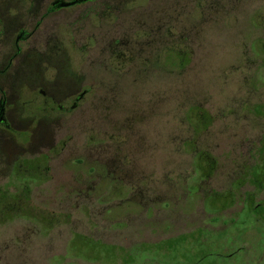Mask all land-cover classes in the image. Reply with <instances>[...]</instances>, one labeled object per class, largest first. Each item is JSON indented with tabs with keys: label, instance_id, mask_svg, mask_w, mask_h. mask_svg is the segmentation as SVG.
Wrapping results in <instances>:
<instances>
[{
	"label": "rangeland",
	"instance_id": "374dc122",
	"mask_svg": "<svg viewBox=\"0 0 264 264\" xmlns=\"http://www.w3.org/2000/svg\"><path fill=\"white\" fill-rule=\"evenodd\" d=\"M49 1L10 0L0 264H264V0Z\"/></svg>",
	"mask_w": 264,
	"mask_h": 264
},
{
	"label": "flooded vegetation",
	"instance_id": "af4514ba",
	"mask_svg": "<svg viewBox=\"0 0 264 264\" xmlns=\"http://www.w3.org/2000/svg\"><path fill=\"white\" fill-rule=\"evenodd\" d=\"M91 1L93 0H67V1L50 0L47 3L45 14H49L56 10L67 9L78 5H83ZM38 2L40 1H37V3ZM109 14L110 13H106L104 15H109ZM27 18L29 19V17H17L16 14L13 13V8L10 4V0L0 1V40H5L10 42L9 45L10 48L6 49L3 59L0 60V80L6 77L7 73L13 66V62L15 61V59L21 55V49L19 48V45L24 44L35 33V30L30 32L28 29H24L23 27L22 28L18 27V24L26 23L25 21ZM32 19H39V18H37V16H34V18L32 17ZM42 19H44V17L43 18L40 17V20ZM40 23L41 22L37 21L35 23V28H37ZM11 42H12V47H11ZM39 94L45 97L43 91H40ZM84 95L85 92L72 95L67 101L68 107H60V111L67 113V111L74 110L78 102L84 98ZM7 107H8V95L5 91L0 90V127L6 130L10 128L8 120L6 118ZM259 208L260 206H257L255 212ZM262 233L264 235V226L262 227Z\"/></svg>",
	"mask_w": 264,
	"mask_h": 264
},
{
	"label": "trees",
	"instance_id": "16d2710c",
	"mask_svg": "<svg viewBox=\"0 0 264 264\" xmlns=\"http://www.w3.org/2000/svg\"><path fill=\"white\" fill-rule=\"evenodd\" d=\"M178 57V61L180 63V66L184 65V63H188L189 61V57L185 54H180L177 55ZM210 120V118H208L207 116H205L203 113H200V119L199 122L203 125V124H207V122ZM262 145V144H261ZM264 148V145L260 146L259 151H261ZM259 155H261V153H259ZM264 155V154H263ZM198 159L200 162H202L204 164V168L201 167V173L203 174L204 177L208 178L215 170V159H213L211 156H209L206 153H199L198 154ZM262 162H264V159H262ZM257 175V174H256ZM258 177H260V175H258ZM3 193L0 192V195H2ZM22 196H27V193L24 191L22 192ZM220 198V197H217ZM80 240L82 241L83 245H87L89 242L87 239L84 238H80Z\"/></svg>",
	"mask_w": 264,
	"mask_h": 264
}]
</instances>
